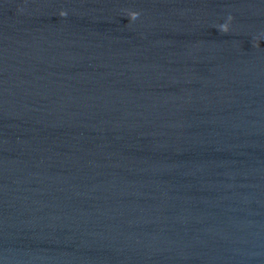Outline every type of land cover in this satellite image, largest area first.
<instances>
[{"label": "water", "instance_id": "1", "mask_svg": "<svg viewBox=\"0 0 264 264\" xmlns=\"http://www.w3.org/2000/svg\"><path fill=\"white\" fill-rule=\"evenodd\" d=\"M0 264H264V0H0Z\"/></svg>", "mask_w": 264, "mask_h": 264}, {"label": "clouds", "instance_id": "2", "mask_svg": "<svg viewBox=\"0 0 264 264\" xmlns=\"http://www.w3.org/2000/svg\"><path fill=\"white\" fill-rule=\"evenodd\" d=\"M65 15H66V13L64 11H61L60 12V16H65ZM139 15H140V13L139 12H136V11H128L127 12L128 18L130 20H133V21L136 20ZM232 19H233V17L229 16L226 23L219 25V30L221 32H223V33H228L229 30H230L229 29V26H230V23H231ZM258 43L259 42L257 41V46H258Z\"/></svg>", "mask_w": 264, "mask_h": 264}]
</instances>
